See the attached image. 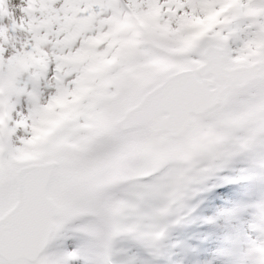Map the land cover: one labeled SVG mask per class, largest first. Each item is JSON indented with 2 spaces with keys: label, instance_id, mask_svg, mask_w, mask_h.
<instances>
[{
  "label": "snow or ice",
  "instance_id": "6c2138e0",
  "mask_svg": "<svg viewBox=\"0 0 264 264\" xmlns=\"http://www.w3.org/2000/svg\"><path fill=\"white\" fill-rule=\"evenodd\" d=\"M245 152L264 167V0H0V264H63L51 240L77 214L119 264L115 237L155 240L205 165ZM244 238L242 264H264Z\"/></svg>",
  "mask_w": 264,
  "mask_h": 264
},
{
  "label": "rangeland",
  "instance_id": "374dc122",
  "mask_svg": "<svg viewBox=\"0 0 264 264\" xmlns=\"http://www.w3.org/2000/svg\"><path fill=\"white\" fill-rule=\"evenodd\" d=\"M160 151L161 149L153 151L151 158L156 159L158 155L155 154ZM149 156H151V153H148L145 149L130 155L120 163L122 167L128 169L141 168L150 164ZM240 164L243 165L244 172H242ZM259 166L258 157L254 152L221 157L212 162L211 165H205L206 170L196 176L183 196L172 203L169 206L168 213L160 219L161 234L155 240L148 241L131 233H121L114 238L113 249L118 257L119 264H151V253L155 252H158L157 256L161 260L169 259V251L172 249L177 251L182 246L179 244V240L189 239L198 218L205 219L214 216L215 211L213 209L205 212L207 207L216 208L220 213L227 210V206L221 205L219 200L218 203H210L213 197L206 202L204 193L229 189L231 187H228V185L231 182L233 191L240 195V188L249 189L250 186L248 185L256 183L257 186L259 184L258 181L263 176V171ZM146 182L143 178L121 182L110 190V195L116 199L131 200L133 199L132 193L138 190L135 185ZM218 192L214 193L213 196L219 195ZM160 206L161 201L154 197H147L138 202V209L143 214H150ZM197 208L199 209L196 218L193 212ZM95 219L91 215L77 214L67 218L62 223L51 240V250L63 264H104L99 241L90 232V227L95 223ZM243 219H254L257 222V211L247 212ZM238 226L243 228L240 222H238ZM207 231L213 237L216 252L228 256V252H231L228 246H230V249L233 246L231 238L235 232L232 226L224 222L223 227H221L219 221H215L207 228ZM191 245L192 241L190 242ZM214 258L216 259V257ZM232 258L233 255L230 253V257L226 260L229 262Z\"/></svg>",
  "mask_w": 264,
  "mask_h": 264
},
{
  "label": "bare ground",
  "instance_id": "6f19581e",
  "mask_svg": "<svg viewBox=\"0 0 264 264\" xmlns=\"http://www.w3.org/2000/svg\"><path fill=\"white\" fill-rule=\"evenodd\" d=\"M158 154L159 152H157L155 155ZM152 155L153 154L151 153V156L148 157V160H151L150 164L155 160V158H151ZM240 167L242 172H244L245 170L243 168V165L240 164ZM259 167H261L260 169L263 171V176L261 177L262 179L258 181L259 184L257 186L256 183L254 185H248L250 186L249 189L240 188V195L236 194L235 191H233V185L231 182L229 183L228 187H231L232 189H220L211 193H204V200L206 202L213 197V200L210 203H218L219 200V202H221V205L223 204L227 206V210L223 213H220V211L216 208L207 207L205 209V212L213 209L215 211L214 216L212 218L197 219V224L195 226V229L191 231L189 239H185L179 242V244H182L184 246L182 247L181 253L176 256V264H242L241 255L234 251V246H232L231 249L230 246H228L229 250H231V254H233V260L228 262L227 260L220 257V255L216 252L213 237L210 236L207 228L211 226L215 221H219L221 227H223L224 222L233 227H236L237 219H240L244 228L242 230H236L234 232V235L237 232L244 233L245 238L241 239L239 242V252L242 253L247 248L248 242L250 240L256 241L257 236L260 232L257 229L251 227V225L254 223L253 221L249 222L248 220H244L242 216L245 215V211L243 209H249L248 211L250 212L257 211L255 205L259 202L264 201V167ZM216 192H218L219 195L213 196V194ZM199 208H197L193 212L196 218V213ZM191 241L192 245L190 246L189 244ZM225 245L227 244L225 243ZM171 251L173 252L172 254H175L174 249H172ZM188 252H190L191 257L187 255ZM157 254L158 252L151 253V264L167 262L166 260H161L157 256ZM214 257H216V259Z\"/></svg>",
  "mask_w": 264,
  "mask_h": 264
}]
</instances>
